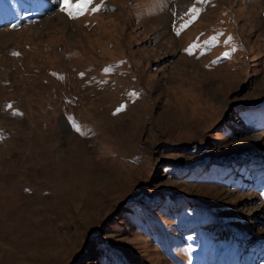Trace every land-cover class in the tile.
<instances>
[{
	"label": "rangeland",
	"instance_id": "rangeland-1",
	"mask_svg": "<svg viewBox=\"0 0 264 264\" xmlns=\"http://www.w3.org/2000/svg\"><path fill=\"white\" fill-rule=\"evenodd\" d=\"M81 3L0 0V264H264V0Z\"/></svg>",
	"mask_w": 264,
	"mask_h": 264
},
{
	"label": "snow or ice",
	"instance_id": "snow-or-ice-1",
	"mask_svg": "<svg viewBox=\"0 0 264 264\" xmlns=\"http://www.w3.org/2000/svg\"><path fill=\"white\" fill-rule=\"evenodd\" d=\"M90 2H91V0H82V3L79 4V5H77L78 11L76 13H73V12L70 11L69 12V15L72 18H77L78 15L83 14L84 9L87 7V4L90 3ZM65 4H67V0H65ZM62 10H65V9H62ZM196 11H197L196 9H193V13H195ZM13 27H15V25H13ZM230 39L231 38H229V41H230ZM224 55L226 57H228V56H230V53L225 52ZM106 71H107V69H106ZM9 107H11V106L9 105ZM120 110H122V109H118V111H120ZM73 126L75 127V129H76L77 132L80 131V128L78 126H76V125H73Z\"/></svg>",
	"mask_w": 264,
	"mask_h": 264
}]
</instances>
